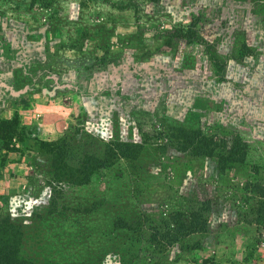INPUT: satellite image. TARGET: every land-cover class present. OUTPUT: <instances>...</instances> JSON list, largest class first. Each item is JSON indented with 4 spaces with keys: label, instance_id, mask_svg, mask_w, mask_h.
<instances>
[{
    "label": "rangeland",
    "instance_id": "374dc122",
    "mask_svg": "<svg viewBox=\"0 0 264 264\" xmlns=\"http://www.w3.org/2000/svg\"><path fill=\"white\" fill-rule=\"evenodd\" d=\"M162 127L242 160L161 151ZM88 136L145 144L80 177L55 150ZM7 216L27 264H264V0H0Z\"/></svg>",
    "mask_w": 264,
    "mask_h": 264
},
{
    "label": "trees",
    "instance_id": "16d2710c",
    "mask_svg": "<svg viewBox=\"0 0 264 264\" xmlns=\"http://www.w3.org/2000/svg\"><path fill=\"white\" fill-rule=\"evenodd\" d=\"M159 138L158 148L162 147L164 151L167 146L175 144L177 150H188L191 155L204 157V158H219L218 162H222L225 166L222 170H226V164L241 161L242 158L236 153L235 141L224 140L223 143L218 145L213 141L212 136L203 133L201 128L194 130H185L177 128L174 133L170 127H162L156 131ZM89 140L75 147H69L68 144L57 145L55 150L58 158L64 160L65 163H71L75 160L79 164L78 172L81 177V172L86 171L87 168L90 172L102 166L106 160H112L118 157H125L128 159L136 158L140 151L143 149L145 141L142 142H128V141H114L111 143H104L88 136ZM68 145V146H67ZM174 146V147H175ZM226 148V152L223 150ZM229 168V167H228ZM76 180V183H84L86 176ZM202 207L201 211L210 216L212 208L210 198L205 201H200ZM196 213V212H195ZM197 216V215H196ZM195 218V217H194ZM205 224V226H204ZM203 227L207 226V219L202 223ZM21 242V231L18 225L13 224L9 217L0 219V264H27L25 260L19 258V244ZM202 264H214L213 261L204 259Z\"/></svg>",
    "mask_w": 264,
    "mask_h": 264
}]
</instances>
